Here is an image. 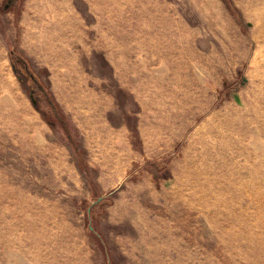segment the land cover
I'll list each match as a JSON object with an SVG mask.
<instances>
[{"label":"rangeland","instance_id":"obj_1","mask_svg":"<svg viewBox=\"0 0 264 264\" xmlns=\"http://www.w3.org/2000/svg\"><path fill=\"white\" fill-rule=\"evenodd\" d=\"M260 19L264 0H0V264H264ZM238 97L239 151L190 184L189 144Z\"/></svg>","mask_w":264,"mask_h":264},{"label":"bare ground","instance_id":"obj_2","mask_svg":"<svg viewBox=\"0 0 264 264\" xmlns=\"http://www.w3.org/2000/svg\"><path fill=\"white\" fill-rule=\"evenodd\" d=\"M42 16L46 18V14L42 13ZM162 22L163 21H160V23ZM258 24L259 31H261V33L264 32V20L260 19ZM51 27L52 25L47 26L46 30ZM164 35L171 38V43L177 42L175 38H172L174 36L171 28L167 30ZM72 42L74 41L72 40L71 43ZM156 57L157 63L165 58L163 53H160V55L158 54ZM143 70H145V67ZM214 102L215 99H211L207 106L200 110L198 115H202L207 112ZM253 112L252 107L238 97L235 99L234 103L225 105L224 108L216 112L207 121L203 127L200 138H198V140L194 139V141L189 144L192 146L193 156V159L187 162L186 166L187 171L191 172L188 177V182L190 184L204 183V181H206L212 174L226 173V165H224V163L230 159V156L233 153H237L239 151L240 143L242 142V138L245 136L246 130L244 131V128L246 129L248 127H244V125L247 120L250 119Z\"/></svg>","mask_w":264,"mask_h":264}]
</instances>
